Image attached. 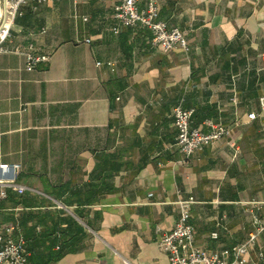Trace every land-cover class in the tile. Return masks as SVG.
<instances>
[{
  "label": "crops",
  "instance_id": "crops-1",
  "mask_svg": "<svg viewBox=\"0 0 264 264\" xmlns=\"http://www.w3.org/2000/svg\"><path fill=\"white\" fill-rule=\"evenodd\" d=\"M117 2L26 4L9 43L51 59L0 57V232L26 238L28 264H170L159 240L191 196L212 251L264 216V0H159L189 40L170 52L122 24ZM177 104L230 133L183 160ZM242 264H264V232Z\"/></svg>",
  "mask_w": 264,
  "mask_h": 264
},
{
  "label": "built area",
  "instance_id": "built-area-1",
  "mask_svg": "<svg viewBox=\"0 0 264 264\" xmlns=\"http://www.w3.org/2000/svg\"><path fill=\"white\" fill-rule=\"evenodd\" d=\"M50 0H3V12L0 18V57L5 52L23 54L25 67L28 70L35 69L40 63L48 62L51 54L38 51L33 43L27 45H10L12 28L16 18L22 13V7L32 4L35 8L49 2ZM141 0H119L114 6V14L122 24L130 26L143 25L153 32L152 42L162 52H170L176 48L189 50L187 32L178 26H170L168 21L160 16L159 0H145L144 6H140ZM115 32L119 27H114ZM90 41V38L87 39ZM194 109L186 108L177 104L173 108L174 125L177 128L176 143L179 146L183 160H189L193 153L212 143L215 140L227 136L231 128L224 123L209 121L211 129L201 130L192 126ZM256 113H251L252 118ZM9 167V164H1ZM20 191L25 186L16 184ZM5 194V190L1 191ZM194 197L181 199L179 204V216L174 226L163 232L159 245L167 253L170 264H242L245 262L246 254L256 247L264 232V216L254 214L253 228L249 231L247 238L230 247H223L212 251L196 243V231L190 219V209ZM217 237L218 232H213ZM263 255V251H259ZM27 240L20 235L14 237L11 234L0 232V264H28Z\"/></svg>",
  "mask_w": 264,
  "mask_h": 264
},
{
  "label": "rangeland",
  "instance_id": "rangeland-1",
  "mask_svg": "<svg viewBox=\"0 0 264 264\" xmlns=\"http://www.w3.org/2000/svg\"><path fill=\"white\" fill-rule=\"evenodd\" d=\"M1 6H2V8H3V0H1Z\"/></svg>",
  "mask_w": 264,
  "mask_h": 264
},
{
  "label": "bare ground",
  "instance_id": "bare-ground-1",
  "mask_svg": "<svg viewBox=\"0 0 264 264\" xmlns=\"http://www.w3.org/2000/svg\"><path fill=\"white\" fill-rule=\"evenodd\" d=\"M0 4H1V0H0ZM0 18H1V16H0Z\"/></svg>",
  "mask_w": 264,
  "mask_h": 264
},
{
  "label": "water",
  "instance_id": "water-1",
  "mask_svg": "<svg viewBox=\"0 0 264 264\" xmlns=\"http://www.w3.org/2000/svg\"><path fill=\"white\" fill-rule=\"evenodd\" d=\"M2 7V6H1ZM3 9V8H2Z\"/></svg>",
  "mask_w": 264,
  "mask_h": 264
}]
</instances>
